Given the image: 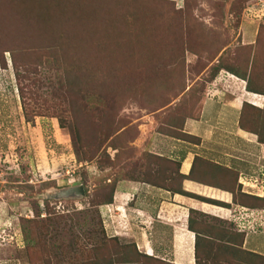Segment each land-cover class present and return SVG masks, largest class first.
Returning <instances> with one entry per match:
<instances>
[{"label": "rangeland", "instance_id": "rangeland-1", "mask_svg": "<svg viewBox=\"0 0 264 264\" xmlns=\"http://www.w3.org/2000/svg\"><path fill=\"white\" fill-rule=\"evenodd\" d=\"M261 46L264 0H0V264H182L169 228L155 229L164 238L152 243L153 234L143 235L155 248L144 257L140 222L113 207L105 221L98 206L109 196L112 203L119 181L171 190L180 181L177 189L191 193L177 161L149 147L159 139L195 147L190 168L208 159L200 163L207 179L222 184L212 188L232 198L222 205L226 220L187 212L191 264H264L263 251L246 252L238 232L257 228L248 246L264 245L256 223L264 211L243 208L256 203L239 196L234 171L210 162L230 149L241 158L258 153L234 136L230 98L245 81L226 69L263 83ZM213 115L233 131L214 128ZM254 162L246 182L256 178L250 185L264 197V168ZM77 185L82 194L61 193Z\"/></svg>", "mask_w": 264, "mask_h": 264}, {"label": "crops", "instance_id": "crops-1", "mask_svg": "<svg viewBox=\"0 0 264 264\" xmlns=\"http://www.w3.org/2000/svg\"><path fill=\"white\" fill-rule=\"evenodd\" d=\"M229 74V73H228ZM229 77H233L235 79V76H231L229 74ZM238 81L242 83V80ZM231 109L229 110L231 112V116H233L232 113L235 114V118L238 116V111L240 108V105L242 102H247L249 104H252L257 107H261L264 104V94L259 95V94H253L250 92H247L244 90V87L240 86V89L238 92H235V96H231ZM242 100V101H241ZM241 101V102H240ZM238 110V111H237ZM214 116L212 117V122L216 123L217 126H214V128H219L224 129L226 127H229V131H233L232 129V123H229V126H227L226 122L218 124V122H215ZM227 116V114H226ZM230 115L227 117H230L231 120H234V117L232 118ZM209 119H211V116L209 115ZM228 119V118H227ZM214 120V121H213ZM229 120V119H228ZM198 120H194V123H196ZM205 119L203 120L204 123ZM227 121V120H226ZM187 123V122H186ZM185 123V125H186ZM208 124V123H207ZM187 126V125H186ZM207 126V125H206ZM231 127V128H230ZM203 128V127H202ZM203 130L207 131L208 128L205 127ZM217 130V131H218ZM209 131V130H208ZM215 132V131H214ZM221 132V131H220ZM234 136L238 138L241 142V145L247 146L250 148H254L258 153L256 152L252 155L250 154H244L241 157L237 156L235 151L233 152L232 155V149L227 150V153L224 154V159L220 160H212L210 161L211 163L215 164L216 166H222L224 169L229 170L231 169L236 173V182L237 184H242V182L245 181L244 184H247L246 186L243 187V189H240V192L242 193H247L251 194L253 196L261 197L260 194L257 192H254L253 187L250 184H253V181L256 182L257 179H253L252 182H246V176L248 175V172L250 171L253 173L254 166L257 167L258 163L254 162V159L258 162H261V168L263 169L264 166L262 165L264 162V144L258 143L256 140V136L252 134L251 132L241 130L238 128V125L236 123L235 129H234ZM235 138V137H234ZM171 141V143L167 146H164V141H161L160 139L158 141H153L151 145H149L150 148L156 149L158 152L157 155L163 156L165 155L167 158L173 159L178 162V167H179V172L181 174H186L190 168V163L191 159L193 156H197L196 149H193L192 153L190 154V150L195 147H189L187 145H184L183 143H177ZM182 144V145H181ZM159 145H162L159 147ZM192 146V145H191ZM196 146V145H194ZM242 146V147H243ZM242 147L238 148L239 151H242ZM174 151H173V150ZM245 149V150H246ZM244 151V150H243ZM198 157V156H197ZM248 159H253L249 160ZM206 161H209L208 159H204ZM220 162V163H219ZM256 169V168H255ZM261 169V170H262ZM260 170V169H259ZM260 173V171L257 172V174ZM126 182V183H125ZM121 183L120 181L117 182L113 193H112V203H103L98 205L100 210L103 211V214L106 215V220L109 221L112 216L110 215L107 217V213L109 208L108 207H113L114 210L122 213H126L130 218L134 217V220L137 219L138 222H140L139 228L144 229L143 232L136 236V243L142 245V248L145 249L142 252L147 254V255H152L155 253V248L151 246V244L147 241V239L143 240V235L146 233L153 236L150 238V242L153 241H158L162 240L164 237L160 235H155V229H164V227L169 228L170 230V237H169V243L172 244L170 252L173 256V258L176 259H181L182 264H191V249L188 248L190 246V243L193 240V231H190L187 229V212L189 210H194L196 212L205 214L209 217L213 218H218L222 220H226V216L228 215V207H221L217 205H213L204 201H200L196 198H191L187 196H183L177 193H169L166 190L160 189L158 187H154L151 185H147L145 183H135L131 181H125ZM257 183V182H256ZM181 185L183 186V189L186 190L187 192H191V194H196V196L203 197V198H211L223 203H231L230 202V195L229 193L222 191L218 188H212L213 186L211 185H206L198 182H193L191 180H183ZM247 188V190H244V188ZM204 188H211L214 191H219V193H214V195H211L212 193H208ZM157 198V202L153 203V208L148 211L146 205L151 203V200ZM138 199H141L140 203H136ZM159 199V200H158ZM147 200V203L145 204L143 201ZM140 204H145L140 205ZM238 207H241L239 205H236ZM243 208H247L246 206H242ZM126 209V211H124ZM248 209V208H247ZM256 211L262 212L264 210L262 209H256ZM130 212V214L128 213ZM256 223L259 224V232L264 234V227L260 226L261 221L263 220L262 217H260ZM231 221V220H230ZM128 222V221H127ZM126 222V223H127ZM125 223V224H126ZM264 224V220L263 223ZM255 224L254 226H256ZM161 227V228H160ZM111 230L116 231L117 227L113 225L110 227ZM150 229V231H149ZM257 229V228H256ZM255 229V232L257 231ZM122 231V229H120ZM244 234L243 237V242H242V248L247 250V251H252L254 253H261V250L263 251L261 254L264 255V245H255V246H248V241L246 240V236L249 233H255L254 231L250 230H242L238 231ZM157 233V232H155ZM152 243V242H151ZM258 250V251H256ZM174 264H179L177 262H172Z\"/></svg>", "mask_w": 264, "mask_h": 264}, {"label": "trees", "instance_id": "trees-1", "mask_svg": "<svg viewBox=\"0 0 264 264\" xmlns=\"http://www.w3.org/2000/svg\"><path fill=\"white\" fill-rule=\"evenodd\" d=\"M259 37L260 36H258V37L256 36L255 41H258ZM261 49H264V47L261 46ZM239 69H240V67H233V68L231 67V68H227L226 71L228 73H230L231 75H234L236 78H239V79L245 81V84H244V90L245 91L253 93V94H259V95L264 94V82L256 85L255 87L250 85V80L248 78H246L245 74L243 73V71H240ZM263 111H264V104L261 107H257V106H254L252 104H249L247 102H242L241 103V108L239 110L238 121H237V124L239 125V127L243 128L244 130H246L248 132H251V133L255 134L257 142L261 143V144H264V118L260 119V116H259V118H255V117H253V113H255V112H261L262 113ZM181 134L184 137H188V138L191 137L192 139L195 140V142H197V138L196 137H194L192 135H189V134H186L184 132H181ZM193 160H196V162H197L199 160V158L196 157ZM173 162H175V161H173ZM193 162H195V161H193ZM200 163L209 164V162L207 163V161H205V160L204 161H202V160L199 161V164L196 166V168H194V170H192V166H191V168H190L191 174H188L187 176L179 174L178 175L179 176L178 180H181L183 178H187V179H191V180H196L197 182L202 183V184H206V185H211L212 186V184H215V183H217V186L218 185H222V184H220L221 183L220 181L218 182V178L215 177L214 175L210 179H207L208 173L204 169V167L201 166ZM175 166H176V169H177L178 168V162H175ZM220 170L221 171H225L226 169H224V170L220 169ZM231 174L234 176L233 180H232L233 181V185H234L235 180H236V173L235 172H231ZM231 174H230V177H231ZM144 183H147V182H144ZM148 184H150L151 186H154V187H159V188L161 187L162 189L168 190V191L173 192V193L186 195V196H189V197H194L193 194H191V193H185V192H182L180 189H177L180 186V181H178L176 183L177 187H174L173 190H171L168 187L166 188V187L158 186V185L154 184V182H151V183L148 182ZM227 186L228 185H223L222 188L223 189H225V188L227 189ZM237 188H238V192H240L238 184H237ZM204 189L206 191H208V193L211 192L212 193L211 195H214V193H217V194L219 193V191H217V190L214 191L211 188H204ZM240 193H241V194H239L240 197L247 198V199H249L251 201L253 200V201H255L253 203H256V204H251L249 206L247 205L246 207H248L250 209H253V207H258L257 209L264 210V198L253 196V195H250V194H247V193H242V192H240ZM194 198H196V199H198L200 201H204V202H207V203H210V204H213V205H217V206H221V207H224L222 205L226 204V203H222L220 201H216V200L209 199V198H203V197H199V196H195ZM110 201H111V197L109 196L108 198L100 201L99 203L100 204L109 203ZM231 201H232V198H231ZM240 203H242V202H240ZM241 205L245 206L243 203ZM189 211L194 212L193 210H189ZM191 225H192V219H191V217H188L187 218V229H189L190 231H193L191 229ZM240 235H241L240 237H241V243H242L244 234L240 233ZM246 252H248V251H246ZM248 253L254 254V253H251V252H248ZM142 255L144 257H152V255H146L144 253H142ZM254 256H255V254H254Z\"/></svg>", "mask_w": 264, "mask_h": 264}, {"label": "water", "instance_id": "water-1", "mask_svg": "<svg viewBox=\"0 0 264 264\" xmlns=\"http://www.w3.org/2000/svg\"><path fill=\"white\" fill-rule=\"evenodd\" d=\"M80 193L82 194L83 191L81 189V186L80 185H77V186H74V187H70V188H67V189H64L63 191H61V193H65V194H70V193Z\"/></svg>", "mask_w": 264, "mask_h": 264}, {"label": "built area", "instance_id": "built-area-1", "mask_svg": "<svg viewBox=\"0 0 264 264\" xmlns=\"http://www.w3.org/2000/svg\"><path fill=\"white\" fill-rule=\"evenodd\" d=\"M251 215H252V212H251ZM239 222H241V221H239ZM245 223V222H244ZM246 223H248L247 221H246ZM241 227H244V224H243V221L241 222ZM246 227V226H245ZM254 227V226H253ZM255 230V228L254 229H252V230H250V231H254Z\"/></svg>", "mask_w": 264, "mask_h": 264}, {"label": "clouds", "instance_id": "clouds-1", "mask_svg": "<svg viewBox=\"0 0 264 264\" xmlns=\"http://www.w3.org/2000/svg\"><path fill=\"white\" fill-rule=\"evenodd\" d=\"M262 198H264V197H262ZM263 212V211H262ZM255 227V226H254ZM254 232H255V230H254Z\"/></svg>", "mask_w": 264, "mask_h": 264}]
</instances>
